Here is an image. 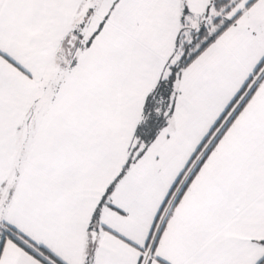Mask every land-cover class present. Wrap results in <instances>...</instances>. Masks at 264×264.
Listing matches in <instances>:
<instances>
[{
  "label": "snow or ice",
  "instance_id": "obj_1",
  "mask_svg": "<svg viewBox=\"0 0 264 264\" xmlns=\"http://www.w3.org/2000/svg\"><path fill=\"white\" fill-rule=\"evenodd\" d=\"M0 264H264V0H0Z\"/></svg>",
  "mask_w": 264,
  "mask_h": 264
}]
</instances>
